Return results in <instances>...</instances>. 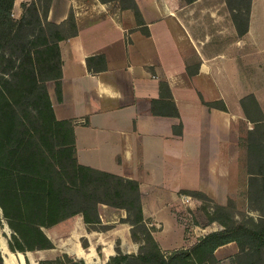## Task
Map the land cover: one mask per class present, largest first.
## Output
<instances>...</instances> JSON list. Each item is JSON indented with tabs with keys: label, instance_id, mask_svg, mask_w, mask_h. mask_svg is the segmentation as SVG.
I'll return each instance as SVG.
<instances>
[{
	"label": "crops",
	"instance_id": "1",
	"mask_svg": "<svg viewBox=\"0 0 264 264\" xmlns=\"http://www.w3.org/2000/svg\"><path fill=\"white\" fill-rule=\"evenodd\" d=\"M32 1L13 0L12 17ZM69 15L75 32L57 41L59 94L55 80L46 88L55 117L72 122L76 161L137 180L143 219L157 225L151 233L164 256L221 230L219 222L195 235L174 210L180 193L201 191L224 205L238 186L248 189L246 151L235 142L237 122L250 120L246 96L264 120V0H250L243 33L227 0H50L45 19L65 23ZM110 221L95 229L75 213L43 226L53 246L37 255L0 240L3 263L36 264L66 252L104 264L118 253L116 239L122 251L137 253L129 224ZM239 251L231 240L213 255Z\"/></svg>",
	"mask_w": 264,
	"mask_h": 264
},
{
	"label": "trees",
	"instance_id": "2",
	"mask_svg": "<svg viewBox=\"0 0 264 264\" xmlns=\"http://www.w3.org/2000/svg\"><path fill=\"white\" fill-rule=\"evenodd\" d=\"M49 2L46 0L44 3L43 20L40 18L39 25L48 23L55 26L54 35L40 36V28L36 34L31 33L34 37L21 43L20 50H13L18 30L27 22V6L34 2L28 5L23 2L24 13L20 19H15L11 15L13 0H0V208L12 229L14 241L8 244L11 250L53 246L42 227L75 213L82 214L87 224L99 222L98 203H114L98 194L97 188L106 182L105 178L115 179L112 191L122 197L120 205L132 216L129 221L133 224L143 219L137 180L78 163L74 155L72 122L54 115L46 81L55 80L59 94L61 70L57 41L69 33L61 32L64 23L45 19ZM249 7L250 0L243 21H238L232 12L236 7L231 6V16L239 33L247 29ZM134 9L138 16L135 6ZM69 20L70 15L67 22ZM72 23L70 33L75 32ZM246 97L259 111L253 95ZM220 107L223 108V104ZM250 120L255 126L264 127L261 115ZM261 157L264 160V151ZM263 169L264 165L260 167L261 173ZM88 178L93 183L91 189L85 184ZM122 181L124 185L119 187ZM127 188L132 191V197L127 194ZM231 240L238 244L240 250L233 257L239 258L236 264H264V225L255 228L243 224L224 226L203 235L191 248H180L165 256L153 239L156 249L150 252V257L141 253L136 257H153L159 264H168L176 259L185 260L198 249L200 253L207 254L198 264L205 260L213 264L217 261L213 255L214 248ZM128 256L115 255L112 264H120ZM58 259L55 257L48 261L63 264ZM70 261L72 264H86L83 260ZM38 263L42 264V261ZM0 264H4L1 255Z\"/></svg>",
	"mask_w": 264,
	"mask_h": 264
},
{
	"label": "rangeland",
	"instance_id": "3",
	"mask_svg": "<svg viewBox=\"0 0 264 264\" xmlns=\"http://www.w3.org/2000/svg\"><path fill=\"white\" fill-rule=\"evenodd\" d=\"M45 1L46 0H33V5L30 4L29 6H27V10L25 11L27 22L18 30V36L14 40L15 46L12 47L13 50H20L21 43L24 42L26 38L32 37L31 33L36 34V32H38L40 28H42V31L39 32L40 36L47 37V35H54V30L56 29L55 26L48 23H42L39 25ZM247 2L248 0H227L230 14L231 6L236 7V9H234L232 12H234L238 21H243L244 19V16L247 12ZM218 9V11L222 12L220 8ZM72 30L73 23L71 20L65 22L61 27V32L63 34H68ZM216 103L219 104V102ZM244 103L250 119L259 116L255 104L251 99L246 97ZM237 126L240 130V136L238 140H236L235 145L238 146L239 144L246 151L242 159L245 164L243 169L249 173L248 189L245 192L237 185L238 187L236 192L234 193V196L226 199L224 205L218 204L216 200L208 197L204 192L201 191L192 190L190 192L180 193L179 196L181 197V200L178 202V209L174 211L179 218L178 220L182 221V223L186 225L187 231L192 232L195 235L200 236L207 230L214 229L220 226L219 222L223 225V227H229L235 224H243L247 227L255 228L264 225V169L262 171L263 173H261L260 170V167L264 165V160H262L261 157L262 151H264V127L255 126L252 120H249L248 122L246 120H239L237 122ZM105 181L106 182L104 183L102 182L103 185H100L97 188L99 192L98 194L100 197L104 199L108 198L114 203L109 204L105 202H99L98 212L102 214L101 216L103 219L99 217V222L95 224H88V226L95 229L106 230L107 227L113 224L111 223L112 221H110L112 219L118 220V222H120L121 224H129L131 238L135 241L140 242V245L137 253L122 251L121 247L118 244L120 239H116V248L118 249V253L116 255H130L123 259L120 264H159V261L155 258H149L150 252H153L156 249V245L152 239L153 236L151 231L155 229L157 225L150 224V221L147 219H142L132 224L129 221V219H132V216L129 215L127 210L120 205L122 202L121 200H123L122 197L116 196L114 190L112 191L113 186L116 183L115 179L105 178ZM85 184L88 185L89 189H91V186L93 185L92 181L89 178L88 181L86 179ZM122 185H124L123 181L121 182L119 187H122ZM126 190L127 194L130 195L129 197H132V191L128 188ZM105 191L107 193H105ZM120 214L124 215L121 217ZM164 223L170 225V223ZM12 235V229L8 226L6 218L3 216L0 208V240L6 239L9 244V241H14ZM35 249L41 248L26 249L25 251H32L33 254L37 255ZM175 250L177 249L171 250L170 252L166 253V255L173 253ZM138 253L149 257H136ZM57 257H59L58 262H62L63 264H72L73 261L70 260H74L73 257H71L66 252H60ZM205 257H207V254L200 253L199 250L196 249L192 252L190 257H187L185 260L181 261L179 259H176L174 261H170L168 264H198V262ZM233 257L234 256L228 257L227 259L217 260L216 263L214 262V264H232V262L233 264H236V262L239 261V258ZM25 259L26 263L28 264V259ZM48 260L49 259H38L36 264H39V261H42V264H54V262H50ZM76 260L79 261L81 259L76 258ZM107 263L112 264L113 258L107 261ZM20 264H24L22 261V257ZM32 264L34 263L32 262ZM199 264L209 263L207 260H205L201 261Z\"/></svg>",
	"mask_w": 264,
	"mask_h": 264
}]
</instances>
